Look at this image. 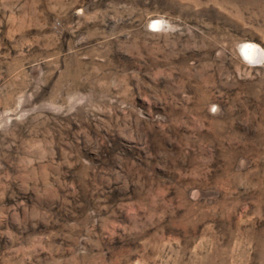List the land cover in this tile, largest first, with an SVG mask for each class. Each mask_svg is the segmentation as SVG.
Masks as SVG:
<instances>
[{
    "label": "rangeland",
    "instance_id": "rangeland-1",
    "mask_svg": "<svg viewBox=\"0 0 264 264\" xmlns=\"http://www.w3.org/2000/svg\"><path fill=\"white\" fill-rule=\"evenodd\" d=\"M0 264H264V0H0Z\"/></svg>",
    "mask_w": 264,
    "mask_h": 264
},
{
    "label": "bare ground",
    "instance_id": "bare-ground-1",
    "mask_svg": "<svg viewBox=\"0 0 264 264\" xmlns=\"http://www.w3.org/2000/svg\"><path fill=\"white\" fill-rule=\"evenodd\" d=\"M155 24L157 26H160L161 25V22L156 21ZM239 53H240V55H241V57L243 59H245V58L250 59L249 61L256 59L258 57L257 55H259L258 54L257 47L254 44L249 43V42L244 43L242 45V47L239 50Z\"/></svg>",
    "mask_w": 264,
    "mask_h": 264
}]
</instances>
